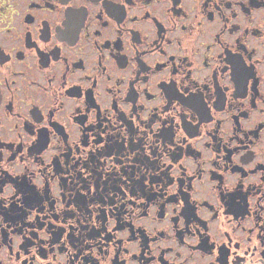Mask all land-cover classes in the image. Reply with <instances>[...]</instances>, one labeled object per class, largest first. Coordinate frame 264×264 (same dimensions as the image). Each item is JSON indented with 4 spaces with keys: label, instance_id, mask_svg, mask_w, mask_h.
<instances>
[{
    "label": "flooded vegetation",
    "instance_id": "flooded-vegetation-1",
    "mask_svg": "<svg viewBox=\"0 0 264 264\" xmlns=\"http://www.w3.org/2000/svg\"><path fill=\"white\" fill-rule=\"evenodd\" d=\"M0 264H264V0H0Z\"/></svg>",
    "mask_w": 264,
    "mask_h": 264
}]
</instances>
